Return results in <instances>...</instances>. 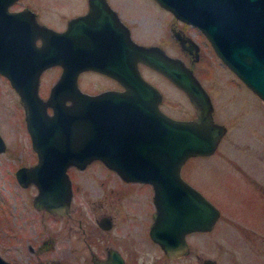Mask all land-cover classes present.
<instances>
[{
    "label": "water",
    "instance_id": "95a60500",
    "mask_svg": "<svg viewBox=\"0 0 264 264\" xmlns=\"http://www.w3.org/2000/svg\"><path fill=\"white\" fill-rule=\"evenodd\" d=\"M13 1L0 0V72L20 96L36 151L34 163L15 169L20 185L32 183L38 189L33 206L68 213L72 188L67 166L83 168L100 159L124 179L155 184L162 231L155 236L170 256L187 253L186 233L211 229L221 212L182 177L181 166L192 155L213 153L227 129L213 117L212 97L193 67L157 43L132 38L106 0H89L90 10L71 16L61 30L37 22L31 9L11 10ZM157 2L179 20L197 25L223 63L264 101V0ZM119 28L126 49L121 58L111 49ZM20 52L26 64L23 73L12 62ZM139 61L182 88L195 116L176 118L164 112L161 89L141 75ZM52 64L62 67L61 74L44 97L38 93V76ZM84 69L116 76L125 90H81L77 77ZM4 140L0 135V151ZM112 256L95 264H122L116 253ZM0 264L13 262L0 254ZM201 264L216 262L208 256Z\"/></svg>",
    "mask_w": 264,
    "mask_h": 264
},
{
    "label": "rangeland",
    "instance_id": "374dc122",
    "mask_svg": "<svg viewBox=\"0 0 264 264\" xmlns=\"http://www.w3.org/2000/svg\"><path fill=\"white\" fill-rule=\"evenodd\" d=\"M114 1L121 8L134 38L145 44L159 42L157 44L165 52L182 57L187 64L177 36L169 29L170 26H174V30L184 26L179 18L154 0ZM23 2L32 5L40 18L55 30L65 25L72 13L85 9L83 0ZM190 31L203 46L202 57L194 63L192 70L212 97L213 117L224 123L227 129L213 153L192 155L182 163V177L214 202L221 213L211 229L186 235L190 251L174 264H199L200 259L208 256L217 264H264V101L223 64L212 45L206 44L199 29ZM51 66L43 73L42 86L38 90L44 97L60 75V68L54 64ZM140 69L146 79L161 89L162 101L159 103L165 112L176 118L195 116L196 109L182 88L148 64L140 65ZM107 82L95 71H84L79 75V86L88 93L103 89ZM19 98L14 86L0 72V135L5 139L4 151H0V254L6 259L13 257L15 264H36L39 258L56 259L54 246L51 252L40 253V257L33 249L41 235L56 234L57 220L32 205L37 191L34 184L22 187L14 176L18 165H30L37 159L31 148L24 106ZM103 166L100 161H91L85 170L73 172L75 184L80 187L76 196L82 198L80 205L88 219L93 218V212L107 211L103 208L108 205L102 200L94 201L98 197H91V189L94 187L92 191L99 195L103 192L98 184L104 175H111L114 182L118 181L117 176ZM125 201H114L116 210L127 207ZM75 202L76 206L77 199ZM93 204L101 209L92 210Z\"/></svg>",
    "mask_w": 264,
    "mask_h": 264
},
{
    "label": "flooded vegetation",
    "instance_id": "af4514ba",
    "mask_svg": "<svg viewBox=\"0 0 264 264\" xmlns=\"http://www.w3.org/2000/svg\"><path fill=\"white\" fill-rule=\"evenodd\" d=\"M83 1H85V9L81 10L80 12L72 13L67 18L66 20L67 22L69 21L68 19L71 16L81 15V13L84 12L86 13L87 11L90 10L89 0H83ZM154 1L157 3L158 6H161V8L168 9L165 6L160 5L157 2V0ZM106 2L109 5V7L113 8V10L116 12L118 18H120V21L122 23L124 22V24L127 25V22L125 20L126 18H124V16L122 15L121 8L116 5V2L114 0H106ZM9 7L11 8V10H18V8L31 9L34 12L33 13L34 19L37 22L46 24V22H44L40 18L38 14L39 12H37V10L34 7H32V5L28 3H24L23 0H15L13 1V3L9 5ZM67 22H65V25L61 26V28H59L58 30L66 28ZM181 22L184 24V26L182 27L179 26L177 27L178 29L174 30L173 28L174 26L171 27L169 24L170 26L169 29L173 31L174 36H176V33H178V35L181 36V38L183 39V42H181L180 38L177 36L181 52L183 56L187 57L186 58L187 65L193 67L194 63L197 62L200 57H202L201 53L203 46L197 40L196 36L191 34L192 32L190 30H196V28L197 29L199 28L197 27V25L196 26L192 25L189 22H183V21ZM200 31L199 33H201L202 37H204L205 40L207 41L206 44L209 43L211 45L209 39L206 38V35H204ZM130 35L132 38H134L131 34V31H130ZM135 39L137 40V38ZM112 40H113L112 41L113 46L111 47V49L114 50L112 54L113 55L117 54L119 58H121L123 52L125 54L126 49H125V45L123 47L121 44L122 39H121L120 28L119 30H115V34ZM35 43L36 45H40L41 38L37 37L35 39ZM139 43L145 44L146 42L144 43L139 41ZM155 43H159V42H155ZM21 45L19 46L20 48ZM22 55H23L22 52H20L19 58L16 60L13 58L12 62L14 63L15 66L17 65L16 67L18 68L19 72H21L22 70L23 73L26 64ZM142 64L146 65L142 62H139L138 63L139 69H140V65ZM54 65L59 67L61 72L62 67L59 64H54ZM49 68H43L42 71L39 73L40 75L38 76V85H39L38 90L40 89V86H42L41 77L43 73L47 71ZM84 71L98 72L99 75H101L105 80L108 81L107 82L108 84H106L105 87L100 90H105V89H109V90L117 89L120 91L125 90L124 84L121 81H119V79L116 76L114 77L112 75H109V73L100 72L97 69H88V70L84 69L83 71H81L80 74H83ZM80 74H78L77 77L78 83H79ZM80 84L81 83H79L78 86ZM79 87L81 88V86ZM48 111L51 112V108H48ZM34 153L36 154V151H34ZM91 161L92 162L100 161L102 163V161L98 159V160H90L83 168L80 166H73V165L67 166L68 169L66 170V172L70 177L69 178L70 186L72 188L71 199L69 203L70 211H68V213L53 214L48 210L38 208L47 211V214L53 215V217L57 220L55 227L56 234L54 235L53 233L50 232V234L47 233L45 234V236L41 235L40 240L36 245V248L33 249V252H35L36 256L40 257V253L51 252L54 246V250L57 253H56V259L51 258L47 261L44 260V258L43 259L39 258V260L36 261V264H95L96 261L100 262L103 260L113 258L112 255H114V253H116L117 256L121 258L122 264H174L178 259L180 258L182 259L183 257H186L190 251V246H191L188 243L186 236L185 239L187 241V244L189 245L188 251L185 254L176 255V257L170 256V253L167 251L165 252L163 246L160 245L159 240L155 236V235L159 236L162 233V231L159 230L160 227L158 221L159 215L157 214L159 213L158 211L160 204H159V198L157 197L156 194L157 191L155 184L147 182L145 180L140 181L135 179H131V180L124 179L122 175H119L117 171H115L112 167L105 165L104 163H102V165H104L103 167H105L107 170L111 171L114 175H116L118 181L114 182L112 178L113 176L111 175L110 176L104 175L105 177L101 175L103 179H100L101 181L99 180L98 186L102 188L103 192L100 193L99 195L97 192L92 191L94 187L91 189L90 192L92 194L91 197H95V198L98 197L94 201L102 200L104 203L105 202L108 203L107 206L105 207L103 206L104 207L103 209H106L107 211L104 210L103 212H101V214H97L93 212L92 213L93 218L91 219L87 218L88 215L86 216L84 214V212L82 211L83 208L80 205V199L82 203V198H78L76 196V194H79L80 187H78V185L75 184L74 181L75 177L73 176V172L74 170L75 171L85 170L86 168H88V165L91 163ZM14 176H15V172H14ZM15 179L17 180L16 177ZM31 185L33 184L31 183ZM22 187H27V186H22ZM88 198L89 197H87L86 201L88 200ZM75 199H77V203L79 204V205L77 204L78 206L74 205V203H76ZM118 199L126 200L125 205L127 207H124L122 211L121 210L119 211L118 209L116 210L117 207L113 205V202L115 201L116 203V200ZM100 203L101 202H98V204ZM34 208L37 209L36 207ZM91 208L92 210L97 208L101 209V207L94 206V204L92 205ZM114 215L120 217V219H117L116 217H114ZM199 230L200 229H197L196 231ZM207 230L208 229L200 230V231H207ZM196 231H192V232H196ZM192 232H187L186 235ZM168 239L170 241V238ZM79 242L81 244H79ZM204 259L205 258H203L202 260L200 259L199 264H201ZM212 259L216 262L214 258ZM8 260L12 261L13 264L16 263L13 260V257L12 258L10 257Z\"/></svg>",
    "mask_w": 264,
    "mask_h": 264
}]
</instances>
